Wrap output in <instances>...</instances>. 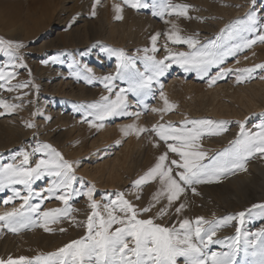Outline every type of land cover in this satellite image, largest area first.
Here are the masks:
<instances>
[{"label":"rangeland","instance_id":"374dc122","mask_svg":"<svg viewBox=\"0 0 264 264\" xmlns=\"http://www.w3.org/2000/svg\"><path fill=\"white\" fill-rule=\"evenodd\" d=\"M72 1L0 0V38L25 45L20 50L23 60L17 61L14 69H7L16 73L11 85H29L27 88L7 91L9 86L0 81V99L19 105L14 112L0 109V165H19L23 159L21 153L27 151L30 154L29 166L34 167L39 159L46 157L42 152L33 153V150L39 145L49 144L61 153L64 159L73 163L77 177L73 184L75 192H87L94 186L93 199L101 206L109 200H114L119 193H124L125 199L137 209H142L153 203V195L161 186L152 181L137 189L134 182L154 167L158 157L167 149L164 142L159 141L154 133L144 132L139 137L135 134L126 137L120 130L122 126L135 123L138 127L151 129L154 125L167 123L179 127L187 120L227 122V130L221 135L201 138V150L207 153L203 163H208L211 158L232 148L233 142L240 138L241 123L245 125L246 131H257L256 126L264 123V98H257L256 104L251 107L241 95L232 97L239 89L247 90L245 96L250 97L249 87L256 83L264 84V78H261L264 71L260 69L253 73L251 79L237 81V76L240 75L238 69L264 64V44L260 43L252 49H242L226 56L219 69L213 67L210 76H215L224 68L232 71L211 87L208 84V76L201 79L195 72H186L179 65L173 64L159 77V83L153 82L151 94L144 96L142 103L138 102L132 93L127 94L129 111L140 113L138 119L129 116L108 117L102 122L104 127L97 129L90 126L93 121L91 116L85 117L83 111H77L80 105L100 102L103 96L115 98L100 82L104 76H114L118 71V58L110 50L123 51L135 57L137 68L143 72V50L151 49V37L157 33L160 34L156 44L159 50L154 53L157 59H163L167 54L165 45L172 52L192 51L186 44H172L167 39L172 25L176 24L182 36H190L200 42L198 47L216 43L227 51L240 42L241 35L254 38L255 33L249 34L245 31L246 21L251 14L264 24V0H255V3L253 0H172L173 4L189 5L191 19L177 18L175 15H166L164 18L153 16L152 8L136 10L124 6L122 0H101L99 5L95 4V0ZM147 2L151 4L152 0ZM105 3L110 5L111 16L108 17L107 23H102ZM114 4H121L123 7L122 20L115 19ZM93 9L95 16L91 14ZM82 19L95 23L98 31L101 30L95 38L86 39ZM12 22L14 25L22 24L29 36L19 38L8 35L7 28L13 25ZM78 28L79 35L76 33ZM59 32L61 41L57 38ZM111 34L113 36H110ZM148 55L153 53L149 52ZM7 63L8 58L0 56V68ZM21 63L26 67H20ZM88 69H91V73ZM85 75H93L95 79L92 83H87L84 79L77 78ZM114 84L117 92L120 88L128 87L123 80H116ZM161 85L169 102L176 106L166 113L151 111L153 108L165 107L159 95ZM28 123L34 124L35 127H27ZM156 143L160 146L156 147ZM171 159L179 158L175 153H169V160ZM252 161L264 166V156L261 154L249 158L246 167ZM229 175L232 174L222 176L218 182L196 185L199 195L186 191L181 200L175 202V205H178L183 201L185 209L179 215L169 209L168 215L157 219L156 222L164 225L177 223L178 226V221L183 218L195 221L197 217H204L206 220L216 221L243 211L246 213L243 226L239 225V221H232L221 227L214 239L228 240L234 237L237 227L243 235L248 232L256 233L264 228L260 210L253 208V205L264 204L263 188L251 185L247 192L237 191L229 181L223 180ZM252 181H256V178L248 181V184ZM14 187L20 191L21 196L27 195L23 185ZM49 187L50 177L36 180L32 184L33 192L37 195L30 199L29 203L38 204L41 212L65 207L61 201L48 198ZM40 194H44L45 198L40 199ZM12 195L10 189L0 192V214L11 211L13 206L19 208L22 205L23 201L19 198L9 204L2 203ZM165 204L166 199L161 198L150 213L143 214L140 218L153 216ZM69 205L74 211L60 222L49 224L52 229L50 232H45L42 227H35L14 234L8 232L6 227L3 228L0 231V258L24 256L34 259L36 256L55 252L73 240L83 238L86 229L80 225L85 224L91 214L90 201L86 195H76L69 200ZM250 209L252 212L249 217ZM61 228L65 231L61 232ZM210 249L215 252L228 251L220 244L211 245ZM243 260L241 252L237 255V261L242 264Z\"/></svg>","mask_w":264,"mask_h":264},{"label":"snow or ice","instance_id":"6c2138e0","mask_svg":"<svg viewBox=\"0 0 264 264\" xmlns=\"http://www.w3.org/2000/svg\"><path fill=\"white\" fill-rule=\"evenodd\" d=\"M100 3L101 0H95V4ZM122 4L136 10L152 8L151 14L161 18L175 15L177 18L191 19L190 6L173 4L172 0H152L151 4L147 0H122ZM113 7L116 12L115 19L122 20L124 9L121 4H114ZM91 14L96 15L95 9ZM246 24L245 31L249 34L255 33L254 38L241 35L240 42L227 51L216 43L198 47L200 42L197 39L182 36L178 26L173 24L167 39L172 44H186L192 51L172 52L165 45L167 54L163 59H157L154 55L159 50L156 44L160 34L157 33L151 37V49L143 50L145 53L143 72L137 68L135 57L123 51L110 50L118 58V71L114 76H104L100 82L109 93L114 94L115 98L103 96L100 102L80 105L77 111H83L85 117L91 116L93 121L90 126L97 129L104 127L102 122L108 117L129 116L138 119L140 113L129 111L127 94L132 93L137 97L138 102L142 103L143 97L151 94L153 82L159 83V77L163 76L173 64L179 65L186 72H195L201 79L208 76V84L211 87L232 71L224 68L215 76L209 75L213 67L220 68L226 56L242 49H252L257 43L264 44V24L251 14ZM24 47L23 43L0 38V56L8 58V63L0 68V81L9 86L7 91L29 86L27 83L12 86L11 81L16 73L7 71L9 67L14 69L17 61L23 60L20 50ZM149 52L153 55H148ZM19 66L26 67L22 63ZM257 69L264 71V64L238 69L240 75L237 76V81L251 79ZM87 71L91 73V69ZM77 78L84 79L87 83H92L95 79L93 75ZM116 80L125 81L128 87L115 91ZM162 88L161 85L159 95L165 107L153 108L151 109L153 112L166 113L176 107L169 102ZM18 107L19 105L9 104L0 99V109L14 112ZM26 126L35 127L31 123ZM239 126L240 138L233 142L232 148L219 153L208 163H203L207 153L201 150V138L221 135L227 130V122L208 119L187 120L179 127L167 123L154 125L151 129L138 127L135 123L122 126L120 130L126 137L133 134L139 137L144 132L154 133L159 141L164 142L167 149L158 157L155 166L134 182L137 189L152 181L158 182L161 186L153 195V203L142 209H137L125 199L124 193H119L114 200H109L101 206L93 199L94 186L87 192H75L73 184L77 181V177L73 163L64 159L61 153L49 144L39 145L33 150V153L42 152L46 157L39 159L34 167L29 166L30 154L27 151L22 152L23 159L19 165L15 163L0 165V192L10 189L13 193L2 203L9 204L16 198L23 201L19 208L13 206L11 211L0 214V231L6 227L8 232L18 234L24 229L42 227L45 232H50L52 229L49 228V224L60 222L74 211L69 205V200L76 195H86L92 211L86 223L80 225L86 229L83 238L73 240L55 252L39 255L34 259L24 256L0 258V264H240L237 255L241 252L244 256L242 264H264V228L256 233L248 232L247 235H243L237 227L234 237L228 240L214 239L220 228L232 221H239V225L243 226L246 222V213L243 211L238 215H229L216 221H209L204 217H197L195 221L183 218L178 221V226L177 223L164 225L156 222L157 219L167 216L169 209H173L177 215L185 209L183 201L178 205H175V202L181 200L186 191L199 195L196 185L218 182L222 176L235 174L237 171H247L246 164L249 158L256 154L264 156V123L256 126L257 131H246L243 123ZM155 146L160 145L156 143ZM169 153H175L179 159L169 160ZM49 177L51 187L47 189L48 198L61 201L65 207L41 212L38 204L29 203V200L37 195L33 192L32 184L36 180ZM15 185H23L27 195L21 196ZM44 198V194H40V199ZM161 198L166 199V204L156 214L149 218H140L143 214L150 213ZM253 208L260 210V218L264 220V204L253 205ZM251 212V209L248 210L249 217ZM60 231L63 232L65 229L61 228ZM216 244L224 246L228 251H211L210 246Z\"/></svg>","mask_w":264,"mask_h":264},{"label":"bare ground","instance_id":"6f19581e","mask_svg":"<svg viewBox=\"0 0 264 264\" xmlns=\"http://www.w3.org/2000/svg\"><path fill=\"white\" fill-rule=\"evenodd\" d=\"M67 1V0H66ZM70 1V0H69ZM72 1V0H71ZM78 1V0H77ZM34 2V1H33ZM73 2V1H72ZM92 3V2H91ZM53 4V3H52ZM74 4H76V3H74ZM77 4H78V2H77ZM106 4V3H105ZM104 4V5H105ZM32 5V4H31ZM62 6V5H61ZM39 7V6H38ZM50 7V6H49ZM76 7H78V6H76ZM102 7H104V6H102ZM66 8V7H65ZM75 8V7H74ZM79 8V7H78ZM77 8V9H78ZM41 9V8H40ZM104 9V11L103 10H101V11H103V14H102V16H103V21L104 22H102V23H107L108 22V17H110L111 16V8H110V5H105V7L103 8ZM44 10V9H43ZM53 10V9H52ZM63 10V9H62ZM61 10V11H62ZM32 11V10H31ZM60 11V10H59ZM64 11H65V9H64ZM63 11V12H64ZM43 12V11H42ZM47 12V11H46ZM57 12H58V10H57ZM36 13V12H35ZM64 14V13H63ZM100 14V13H99ZM101 16V17H102ZM32 18V17H31ZM30 18V19H31ZM141 18V17H140ZM49 19V18H48ZM54 19V18H53ZM52 19V20H53ZM57 19V18H56ZM142 19V18H141ZM18 21H19V19H18ZM33 21V20H32ZM36 21V20H35ZM50 21V20H49ZM48 21V22H49ZM46 22V21H45ZM84 23L82 26L83 27H85V33H86V39L87 40H89L90 38L92 39V38H95L96 36H97V34L99 33V31H101V30H99L98 31V28L94 25L95 23H91V21L89 22L88 20H86V19H82L81 20V23ZM11 23V22H10ZM9 23V24H10ZM13 23V22H12ZM97 23H99V22H97ZM123 24V23H122ZM26 25V24H25ZM41 25V24H40ZM104 25V24H103ZM111 25V24H110ZM124 25V24H123ZM35 27V26H34ZM81 27V26H80ZM100 27V26H99ZM112 27V26H111ZM36 28V27H35ZM101 28V27H100ZM108 28V27H107ZM121 28V27H120ZM123 28H124V26H123ZM109 29V28H108ZM189 29V28H188ZM7 33H8V35H10L11 37H22V36H26V37H28L29 36V32L25 29V27L22 25V24H19V25H14V23H13V25L8 29L7 28ZM38 30V29H37ZM121 30H122V28H121ZM56 31H58V30H56ZM75 31V30H74ZM80 31V29L78 28V29H76V33H78V35H79V32ZM111 31V30H110ZM112 31H114V30H112ZM116 31V30H115ZM73 32V31H72ZM102 33V32H101ZM112 33V32H111ZM114 33V32H113ZM106 34V33H105ZM60 35H61V32H59V33H57V38H59V40H60V38L62 37H60ZM83 35V34H82ZM64 36V35H63ZM75 36V35H74ZM110 36H113V34H111ZM68 37V36H67ZM78 37V36H77ZM83 37V36H82ZM107 37H108V35H107ZM64 38V37H63ZM109 38V37H108ZM12 39V38H11ZM71 39V38H70ZM81 39V38H80ZM85 39V40H86ZM106 39V38H105ZM27 40V39H26ZM55 41V40H54ZM61 41V40H60ZM47 42V41H46ZM68 42V41H67ZM59 43V42H58ZM74 43H76V42H74ZM81 43V42H80ZM63 44V43H62ZM79 44V43H78ZM77 45V44H76ZM88 45V44H87ZM64 46H65V44H64ZM74 46V45H73ZM86 46V45H85ZM221 88V87H220ZM247 89V88H246ZM220 90V89H219ZM219 90L217 91V92H219ZM249 91H250V97L248 96H245L246 95V91L247 90H243V89H239V91H238V93L236 94V95H233L232 94V97L233 98H235V97H237V96H240L241 95V97H243L244 99H247V103L252 107V106H254V104H256L255 103V100L257 99V98H262V100H263V98H264V84H255L254 86L252 85L251 87H249V89H248ZM221 92V91H220ZM214 96V95H213ZM213 99H214V97H213ZM230 99H231V96H230ZM215 100V99H214ZM232 100V99H231ZM243 100V99H242ZM258 100V99H257ZM225 104V103H224ZM263 107V106H262ZM7 127V126H6ZM5 127V128H6ZM10 127V126H9ZM13 128H15V127H13ZM17 129H19V128H17ZM20 130V129H19ZM18 131V130H17ZM16 131V132H17ZM19 132V131H18ZM12 134V133H11ZM9 137V136H8ZM16 138V137H15ZM2 139V138H1ZM5 139V138H4ZM7 141V140H6ZM5 146V145H4ZM11 146V145H10ZM1 147H3V146H1ZM120 159V158H119ZM114 163H115V161H114ZM110 165V164H109ZM106 170V169H105ZM104 170V171H105ZM115 170V169H114ZM108 171V170H107ZM110 172V171H109ZM108 172V173H109ZM111 173V172H110ZM112 175V174H111ZM110 176V175H109ZM105 178V177H104ZM254 178H256V181H252L250 184H248V181H250V180H253ZM104 180V179H103ZM223 180H225V181H229V183L231 184V185H233L235 188H236V190L237 191H244V192H247V191H249L250 189V187H251V185H257V186H260V187H262L263 188V192H262V195L264 196V166L263 165H261L260 163H258V162H256V161H252V162H249V166H247V171H239V172H237V173H235V174H232V175H229V176H227V177H225ZM220 183V182H219ZM224 185V184H223ZM220 186V185H219ZM226 188V187H225ZM227 189V188H226ZM237 195V194H236ZM262 195H260V196H262ZM227 197V196H226ZM234 197V196H233ZM255 197V196H254ZM225 198V197H224ZM237 199V198H236ZM238 200V199H237ZM258 200V199H257ZM226 201V200H225ZM18 244V243H17ZM18 246V245H17ZM16 246V247H17ZM18 248V247H17Z\"/></svg>","mask_w":264,"mask_h":264}]
</instances>
